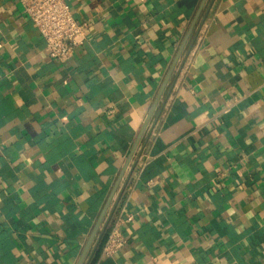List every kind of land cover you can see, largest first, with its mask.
Wrapping results in <instances>:
<instances>
[{
	"label": "crops",
	"instance_id": "1",
	"mask_svg": "<svg viewBox=\"0 0 264 264\" xmlns=\"http://www.w3.org/2000/svg\"><path fill=\"white\" fill-rule=\"evenodd\" d=\"M68 2L61 62L0 0V264H264V0Z\"/></svg>",
	"mask_w": 264,
	"mask_h": 264
},
{
	"label": "built area",
	"instance_id": "2",
	"mask_svg": "<svg viewBox=\"0 0 264 264\" xmlns=\"http://www.w3.org/2000/svg\"><path fill=\"white\" fill-rule=\"evenodd\" d=\"M24 10L46 41L48 53L66 62L87 39L89 23L78 19L68 0H21ZM110 111H113L111 108ZM129 216L127 221H131ZM127 244L119 223L115 224L103 247V254L113 255Z\"/></svg>",
	"mask_w": 264,
	"mask_h": 264
},
{
	"label": "water",
	"instance_id": "3",
	"mask_svg": "<svg viewBox=\"0 0 264 264\" xmlns=\"http://www.w3.org/2000/svg\"><path fill=\"white\" fill-rule=\"evenodd\" d=\"M182 51H183V48H181V50H180V52H179V56H178V58H180V55H181ZM177 60H178V59H177ZM175 66H176V63H175L174 66L172 67L171 72H170V74L168 75V77H167V79H166V81H165V83H164V86H163V88H162L160 94L158 95V97H157V99H156V101H155V103H154V106H153V108H152L150 114L148 115V117H147V119H146V122L144 123V126H143V128H142V131H141V134H140V136H139V138H138V141L136 142V145H135L134 150H135L136 147L138 146L139 140H140L141 136L144 134V131L146 130V128H147V126H148V124H149V122H150L151 116H152V114L154 113V110H155L157 104H158L159 101H160V98H161V96H162V94H163V91H164V89H165V87H166V85H167V83H168V81H169V79H170V77H171V74H172V72H173ZM121 178H122V177H120V179H121ZM119 183H120V180L118 181V183H117V185H116V187H115V190L113 191V194H114V192L116 191V189H117ZM113 194L110 196V198H109V200H108V202H107V204H106V206H105V208H104V210H103V212H102V215H101V217H100V220H99V223H98L97 228L99 227V225H100L102 219L104 218V215H105V213H106V210L108 209V206H109V204H110V202H111V200H112Z\"/></svg>",
	"mask_w": 264,
	"mask_h": 264
},
{
	"label": "trees",
	"instance_id": "4",
	"mask_svg": "<svg viewBox=\"0 0 264 264\" xmlns=\"http://www.w3.org/2000/svg\"><path fill=\"white\" fill-rule=\"evenodd\" d=\"M108 235H109V230H108V232H106V234L104 235L103 239L101 240V246H103L104 243L106 242ZM101 249H102V247H101Z\"/></svg>",
	"mask_w": 264,
	"mask_h": 264
}]
</instances>
